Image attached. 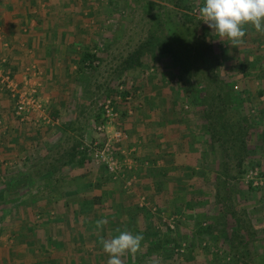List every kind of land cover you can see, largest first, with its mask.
Instances as JSON below:
<instances>
[{"label": "rangeland", "instance_id": "374dc122", "mask_svg": "<svg viewBox=\"0 0 264 264\" xmlns=\"http://www.w3.org/2000/svg\"><path fill=\"white\" fill-rule=\"evenodd\" d=\"M69 1L83 4L78 11L74 8L81 17L77 20L83 22L75 25L80 32L73 29L79 38L75 36L76 42L69 49H58L62 55L57 58L55 72L35 71L33 79L45 86L40 100L51 123L40 120L38 129L23 126L24 131H17L10 139L23 149L8 153L16 159L26 158L17 170L27 181L13 180L8 187L0 186V192H13L10 197H0V225L18 223L23 231L0 229V263L16 261L19 255L31 258V253L37 257L31 246L16 248L21 238H30L23 236L26 225H35L39 232L33 234L49 244L51 264H107L110 257L101 240L116 237L117 230L124 227L142 236L146 228L155 229L170 239L150 257L145 256L149 244L141 245L134 257L127 254L121 258L124 264H264V184L253 187L247 174L233 169L219 199L217 173L223 159L219 147L214 153L210 143L212 151L204 152L208 156L199 168L201 153L192 156L191 167L188 164L186 169L167 172L163 163L144 160L147 143L143 141L144 131H151L147 112L154 96L179 101L177 111L186 112V120L178 119L182 127L201 122L207 131L208 120L200 114L199 96L215 97L214 102H220L214 85L225 86L233 91L223 93L226 99L241 93V104L235 100L231 104L238 112L243 108L248 112V147L253 152L249 161L264 182V38L260 39V33L249 24L243 44L233 46L230 40L221 39L200 18L205 0ZM185 1L194 3L193 11L182 6ZM186 15L194 19L187 20ZM152 35L173 43L172 48L182 58L180 66L175 67L165 54L156 61L145 55L141 66L125 68L131 55ZM87 49L95 50L100 61L94 69L79 72L80 55ZM260 92L262 96H258ZM189 94L194 95L188 98ZM107 101L117 117L112 121L104 118L106 129L100 133L96 117ZM228 112L225 118L240 116ZM197 114L199 120L190 121L189 117ZM119 131L125 137L117 142L113 138ZM21 132L23 141H19ZM108 140L113 144V171L93 157L81 167L66 164L76 144L80 152L92 155L93 143L101 146ZM235 145L239 147L240 140ZM236 165L231 159L230 166ZM17 170H12V175H18ZM51 178L58 180L56 187ZM17 190L27 196L19 193L18 198ZM95 197L101 201L94 208L88 202ZM6 209L9 212L5 213ZM101 219L107 224L97 229L96 222ZM200 224L211 227L212 233H199ZM38 254L45 258L46 253Z\"/></svg>", "mask_w": 264, "mask_h": 264}, {"label": "crops", "instance_id": "0c3cea01", "mask_svg": "<svg viewBox=\"0 0 264 264\" xmlns=\"http://www.w3.org/2000/svg\"><path fill=\"white\" fill-rule=\"evenodd\" d=\"M79 4L72 3L71 1L68 2V0H0V62L6 60L2 65V70L5 73H10L11 76L13 75L19 84H22V81L26 77L36 74L35 71L44 74L55 72L57 58L62 55V50L59 51L58 49L68 48L76 42V37L79 38L76 33L80 32V28L75 26L78 23L79 25L83 23L82 21H78L81 17H77L75 14L78 8L83 5ZM93 6L94 4L90 5V7ZM74 8L76 11H74ZM74 28H76V33H73ZM259 37L263 39L264 35L259 34ZM96 50H98V47H96ZM158 80L160 83L164 82L160 76H158ZM43 88L40 86L39 90L43 91ZM43 98H46V96L44 95ZM158 99L160 100L159 104L156 101ZM151 101L149 112H147L149 118L148 124L151 131H144L143 141L147 143L144 144L147 155L144 160L157 161L158 164L163 163V168H166L168 172L171 169H186L184 167H188V164L191 167L189 162H192V156L201 153L200 163L198 162L199 168L202 165V160L206 162L207 153L210 154L212 151L209 134L204 129V123L197 122L199 114L191 118L189 117L190 121L197 122V125L182 127L179 125V120H186V112L181 113L177 111L179 101H175L171 96H167V98L154 96ZM46 103H49V99H46ZM201 108L202 112L200 114L205 119L204 108ZM40 120H42L40 115L28 117L25 121L21 120L16 114V101L12 93L0 84V141H3L5 138L4 143L0 142V155L4 154L1 157L2 159L0 158V167L3 170V175H0V184L4 185L1 188L8 187L13 180L16 182L27 181L23 179L25 174H20V171L17 170L24 165L26 158L16 159L12 155L13 151L18 150L22 152L23 149L19 146V149L15 147L13 143H10V139L12 136L15 137L17 135V131H24V127H28V130L30 129V125H32V127L38 129L37 124ZM18 136H21L19 141H23L22 137L24 135H22V132L18 133ZM3 144L5 145L3 146ZM148 145L154 147L148 148ZM10 150L12 152L8 153ZM206 151L207 153L204 154ZM11 169L17 170L19 174L12 175ZM12 177L15 178L11 180ZM14 193L18 198L20 197L21 193L19 190ZM4 194L7 195L5 191H1L0 197L4 196ZM11 194H8L7 197ZM22 196L27 195L24 194ZM22 196L21 198H23ZM6 212H9V210L6 209ZM36 228L35 225H26V234L23 236H29L30 238L28 240L25 237L21 238L22 240L17 242L18 246L16 248H29L31 246V249L35 248L34 252L37 257L33 253H31V258L19 255V259H16L18 257L16 256L14 257L16 261L6 260V264H51V249L49 244L44 242L43 239H39L37 234H33V232H39L35 230ZM0 229L3 232L13 229L23 231L21 225L18 226V223L11 226L3 224L0 225ZM15 252V255H17L18 252ZM38 252L46 253L45 258L40 259Z\"/></svg>", "mask_w": 264, "mask_h": 264}, {"label": "trees", "instance_id": "16d2710c", "mask_svg": "<svg viewBox=\"0 0 264 264\" xmlns=\"http://www.w3.org/2000/svg\"><path fill=\"white\" fill-rule=\"evenodd\" d=\"M193 2H189V1H185L182 5L185 9H187L189 12L193 11ZM177 6H181V4L177 5ZM162 16H160L161 18ZM187 20H192L194 19L193 17L186 15ZM173 47V43L166 41V39H162V38H157L155 35L150 36L145 42L144 44L138 48L130 57L129 61L127 62V65L125 68H131L134 66H141L142 65V59L143 57L146 55H149L150 58L152 59V61H156L158 59L159 56H164L165 54H169L170 57L173 60V65L175 67H179L181 62H182V58L181 56H179V52L172 48ZM154 49V52L152 53ZM203 52V51H202ZM204 53V52H203ZM99 56L97 53H94L93 51L87 49L85 53H83L82 55H80L79 58V72H84L85 70H89V69H94L95 65L97 62H99ZM97 68V66H96ZM13 76V75H12ZM14 77V76H13ZM214 87L216 89H218L217 94L215 93V95L217 96V98L220 100V102H218V100L216 102L215 99L213 100L212 98L215 97H205V96H199L202 97L203 99H199V103L201 104V106L204 108V116L205 118H207L208 123H207V132L209 134V138H210V143L214 146L213 152L215 153V151L218 150V147L221 149V151L223 152V156H222V161L219 160V164L218 165V173H217V178H218V198L221 199L222 197H220L219 195L222 193V191L224 190V185L226 183L227 178H229V176H231V173L233 171V169L238 170L239 174L241 175H246L251 169H254L256 166L254 163H252L251 161H249V158L252 155V151L249 149L248 147V135L249 134V118L247 116L248 112L245 111V109H241V112L236 111V106H232L231 102L232 100H235V102L239 103V105L242 102V98H241V93H236V95L232 96H228L227 99L226 97H224L223 93L226 92L227 90H231L232 89H226L225 86H223V88H220L218 85H214ZM261 94H263V92H260L258 94V96H262ZM194 94H189L188 98L193 96ZM224 97V98H223ZM106 98H108L106 96ZM242 107H244V104L241 105ZM240 106V108H241ZM242 110L244 111L245 114H243ZM228 112V115L230 113H232V111L234 112H238L240 114V116L238 117V119L236 118L235 120L230 119V117H224L225 113ZM264 113V112H263ZM259 115L261 117H263L262 113H259ZM225 118V119H224ZM96 120L99 124H104L105 120H104V113L103 110L100 109L99 110V114L96 117ZM240 140V146L237 147L235 144L237 143V141ZM229 144H231L229 146ZM236 146V147H235ZM80 145L76 144L73 149H72V153L68 156V163L70 166L77 163L78 167L84 166L88 161L92 160L93 154L91 155L90 152L87 151H79ZM231 159H235V161L237 162L236 167L232 168L230 166L231 163ZM65 165V164H64ZM232 170V171H231ZM55 173L58 172L57 169L53 170ZM0 172L1 174H3V170L0 167ZM54 174H52L51 177H53ZM51 181L53 183V185L56 187V183H58V180H56L55 178H51ZM224 184V185H223ZM2 184H0L1 186ZM57 189V188H56ZM101 199H99V197H95L92 201L88 202L90 204H92L91 206H93L94 208L97 207L96 204L100 203ZM98 202V203H97ZM86 204V203H85ZM84 205V204H83ZM99 206V204H98ZM127 212V211H126ZM228 214V213H227ZM136 215V214H135ZM199 224V223H198ZM198 231L199 233H204L206 232L208 235H210L212 233L211 231V227H207V228H202L201 224L198 227ZM126 228H122L120 229V232L124 231ZM135 231V230H134ZM117 232V231H116ZM119 234V232H117ZM143 234V240L141 242V245H145L146 243L149 244L150 249H148V251L146 252L145 256H152L153 253L156 250L161 249L162 247H164L166 244L169 243V238L168 237H163L161 235L160 231H157L155 229H150L146 228L145 232H142ZM148 235V236H147ZM238 236V234H236ZM221 240L227 241V239L222 238ZM175 243V241H174ZM231 245L232 248V242H228ZM180 244L177 243L176 246ZM222 264H225V262H222Z\"/></svg>", "mask_w": 264, "mask_h": 264}, {"label": "clouds", "instance_id": "9594fccd", "mask_svg": "<svg viewBox=\"0 0 264 264\" xmlns=\"http://www.w3.org/2000/svg\"><path fill=\"white\" fill-rule=\"evenodd\" d=\"M200 18L221 39H228L233 46L243 44L245 26L252 25L264 35V0H205L199 9ZM107 221L96 222V228L102 229ZM119 232L114 238L102 239L103 250L109 255L107 264H124L121 259L127 254L133 257L140 251L142 235L129 231Z\"/></svg>", "mask_w": 264, "mask_h": 264}, {"label": "built area", "instance_id": "2783aa9c", "mask_svg": "<svg viewBox=\"0 0 264 264\" xmlns=\"http://www.w3.org/2000/svg\"><path fill=\"white\" fill-rule=\"evenodd\" d=\"M2 62V63H1ZM0 62V84L6 90H9L15 101H16V114L21 120L25 121L28 117L40 115V118L47 124L51 123V120L48 118L44 104L40 100V85L36 84L33 79L36 77V74H33L30 77H26L22 84H19L18 80L15 77H12L10 73H5L2 70V65L6 60ZM102 110L104 113V118L109 119L110 121L114 120L117 117V114L114 111V108L111 106V102L107 101L103 106ZM106 129L105 124H99L98 131L100 133L104 132ZM125 137L122 132L114 133V138L117 142L121 141ZM92 149L93 158L98 163L108 165L110 170L115 168V160L112 157L113 144L108 140L105 144L93 143L90 147ZM247 180L252 184L253 187L262 186L264 184L263 178L259 176L257 170H250L247 173Z\"/></svg>", "mask_w": 264, "mask_h": 264}]
</instances>
